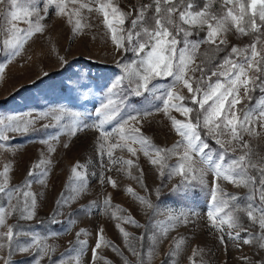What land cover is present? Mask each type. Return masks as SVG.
I'll use <instances>...</instances> for the list:
<instances>
[{
	"label": "snow or ice",
	"instance_id": "snow-or-ice-1",
	"mask_svg": "<svg viewBox=\"0 0 264 264\" xmlns=\"http://www.w3.org/2000/svg\"><path fill=\"white\" fill-rule=\"evenodd\" d=\"M98 4L92 7L90 3H81L79 7L69 9V0H0V52L6 54L7 62L11 63L17 57H22L26 45L33 37L42 35L46 30L44 21L52 11L58 16H66L67 22L73 26V34L87 26L82 24L85 17L81 15V9L89 12L103 14V24L109 31L111 41L117 51L133 54V59L125 62L117 61V67L121 74L116 76L113 82L107 86V95L99 107L94 108L92 114L85 117L81 113L60 109L63 115H55L58 122L65 120L64 127L68 134L76 135L83 129L94 128L99 132L97 137L98 157L100 158V172L98 180L101 184L107 180L111 187L116 188V182L109 176L105 177V164L103 157L107 155L109 166L121 167L134 165L132 159L114 157L113 151L117 148L124 150L132 156L137 151H142L148 157L151 165L157 167L161 178L179 176L181 182L189 178L200 179L211 172L214 183L210 194V204L206 213L209 226L214 232L219 233L218 240L227 251L230 241L237 251L242 253V245L251 246L252 255L241 254L237 259L240 264H264V156L254 159L255 153L250 144L244 139L245 134L251 137H259L264 132L257 131V127L264 130V0H224L219 13L211 12L210 5L205 3L200 10H194V0H152V3L142 5L138 9L133 7L130 11H123L113 0H92ZM75 5L77 0H71ZM43 13V14H42ZM134 13V15H132ZM111 17V19H110ZM131 27L125 28L129 22ZM24 25V27H21ZM203 36L192 39L197 33L192 29L199 27L204 29ZM240 36H248L251 42L238 48L232 46L230 52L218 63L209 65L211 57L204 53L201 67L195 63L200 45L207 44L209 49L215 52L221 50V45H226V38L222 33L232 29ZM259 45V48L257 47ZM63 62V57H60ZM6 64L0 63V74L5 70ZM188 71L199 72V78L193 80L187 77ZM171 78L169 89L163 90V94L156 97L159 100L157 110L162 106L165 115H169L171 125L179 136L171 147H160L153 144L142 132L144 117L151 115L149 110L140 112L133 110L125 115V95L132 93L136 96L151 92L156 88L158 78ZM215 77V80L212 79ZM127 81V84L125 83ZM183 84L191 97L192 107L184 101L185 97L171 89ZM259 90L262 94L256 98V104L237 110L241 92L249 101L253 99L251 93ZM198 106V107H196ZM175 110L185 117L184 120L170 116L169 110ZM56 110H53L55 112ZM44 115H48L47 113ZM91 121V123H89ZM33 120H25L17 114L0 116V149L12 148L14 137L12 133H28ZM107 125H113L111 129ZM139 125V126H137ZM47 128L48 125H45ZM116 133V142L111 143L105 152V144ZM59 130L52 136L42 140L47 143L55 138ZM227 136L224 140L221 137ZM209 139L218 146L219 151L209 154ZM235 141V144L233 143ZM138 145L139 149L133 147ZM68 147L67 144L64 145ZM237 148L242 154L234 155ZM231 149V152L229 151ZM54 149L49 148V152ZM176 157L175 164L168 161ZM52 161L41 153L40 159L31 164L26 179L20 184H12L10 180V167L5 164L0 170V264H16L13 259L15 254H32L33 264H44L45 257L50 264H64V258L55 260L49 255V248L55 251L54 246L45 243L47 237L59 236V232L37 234L22 228L19 224L7 225L6 218L18 217L19 220H32L37 211L38 194L31 190L34 183L45 185V177L49 175V166ZM197 164L203 167H197ZM14 170V169H13ZM143 173V169H140ZM97 177L96 172L90 174ZM223 179L233 184H238L248 193L243 198L226 193L219 186L218 181ZM89 173L87 165L79 161L70 169V175L63 190L54 201L51 213V222L60 223L58 217L64 215V208L70 207L77 197L86 194L89 186ZM127 191L133 192L131 188ZM159 189H157V193ZM133 195L135 193L133 192ZM141 204L146 205L155 213L154 205L144 196L137 197ZM243 199L245 204L239 201ZM110 205V199L103 200V208ZM93 207L101 210V205L91 201L86 207L77 210L90 212ZM75 212L68 214L64 231L75 223ZM246 216L252 226L258 225L259 232H253L246 227L242 215ZM125 223L141 227L132 217H117ZM189 216L180 213L169 214L162 225V231L153 232L157 240L166 237L170 230L178 225H187ZM125 243H128L129 233L117 226ZM6 229V230H3ZM87 233L86 229H80L75 233V240L70 241V247L65 256L77 252L76 264H81L79 256L87 251V240L81 236ZM30 237L22 240L20 237ZM147 233L139 238L143 241ZM185 237H174L170 251L167 253L164 264L175 262V258L183 250ZM102 244L110 247L114 252L121 254L120 249L111 241H105L102 230L97 233V241L92 247V261L95 264L97 249ZM129 251L137 257L136 264H145L144 250L141 247L137 251L128 244ZM203 250L193 248L188 256V264H205L201 258ZM101 259H104L101 257ZM105 264H112L111 261ZM125 264H131L125 260Z\"/></svg>",
	"mask_w": 264,
	"mask_h": 264
},
{
	"label": "rangeland",
	"instance_id": "rangeland-1",
	"mask_svg": "<svg viewBox=\"0 0 264 264\" xmlns=\"http://www.w3.org/2000/svg\"><path fill=\"white\" fill-rule=\"evenodd\" d=\"M106 2V0H101ZM123 11H130L133 7L139 8L142 5L152 3V0H113ZM224 0H201L202 6L198 7V1L194 0L196 8L200 10L205 3L210 5V11L219 13ZM240 2V1H238ZM81 3H90L92 7L98 4L92 0H77L73 5L69 0L68 8L79 7ZM43 14V13H42ZM81 15L85 17L82 30L73 34V26L70 25L66 16H58L52 11L44 21L46 30L42 35L33 37V40L26 45V50L22 57H17L11 63L7 62L6 54L0 52V63L6 64L5 70L0 74V116L17 114L25 120H33L28 133H12L14 137L12 148L8 150L0 149V170L5 164L10 167V180L12 184H20L26 179V174L32 163L40 159L41 153L44 157L52 161L49 166V175L45 177V185L34 183L31 190L38 194L37 211L32 220H19L18 217L10 216L6 218L7 225L19 224L25 230L37 233L48 234L59 232V236L47 237L45 243L54 246L53 252L49 248V255L53 260L63 257L64 264H76L77 252L67 256L64 254L70 247L69 242L75 240V233L80 229H86L87 233L81 239L87 240V251L79 256L81 264H91L92 247L96 244L97 233L102 230L105 241H111L119 247L121 254L114 252L110 247L102 244L97 249V259L95 264H105L106 260L112 264H125V260L136 264L137 257L129 251L128 244H131L140 251L144 250L145 264H164L167 253L170 251L174 237L184 236L185 243L183 250L175 258V262L169 261L168 264H188V256L191 255L193 248L199 247L203 250L201 258L205 264H240L237 259L242 253L253 254L251 246L242 245L241 251H237L229 241L227 251L219 243V233L214 232L209 226L207 211L210 204V194L214 183V177L209 172L201 182L200 179L189 178L186 182H181L179 176L171 178H161L158 175L157 167L151 165L148 157L142 151H137L134 157L126 149L119 148L113 151L114 157L132 159L134 165L131 167L120 165L111 166L108 170L109 162L107 155L103 157L105 164V177H111L117 187L113 188L105 180L101 184L98 180L100 172V158L98 157L97 137L99 132L94 128L83 129L76 135H70L64 127L65 120L58 122L55 115H63L60 109L81 113L85 117L93 115L94 108L99 107L107 95V86L114 78L121 74L117 67V61L125 62L133 59V54L129 51L125 54L117 51L111 41L110 33L103 24V14L87 9H81ZM134 15V13L132 14ZM111 19V17H110ZM24 27V25H21ZM130 28V20L124 25ZM199 28V27H198ZM206 31V26H205ZM222 38H226L229 50L232 46L244 48L251 42L248 36H240L233 28L227 33H222ZM192 39H195L192 37ZM264 39V38H262ZM259 48V45H257ZM201 47L199 48L200 51ZM199 53V52H198ZM196 55L195 63L190 64L191 68L197 65L203 67L200 56ZM60 57H63V62ZM200 73L188 71L187 77L199 78ZM215 80V77H212ZM127 84V81H125ZM156 88L151 92L136 96L132 93L125 95L124 112L138 110L143 112L149 110L151 115L144 117L142 121V132L156 146L171 147L180 139L172 128L169 115H165L162 106L157 110L159 100L156 97L163 94V90L169 89L172 83L171 78L162 77L153 81ZM177 94L185 97V103L192 107L190 94L183 84L176 85L171 89ZM253 99L249 101L241 92L240 102L237 110L250 107L256 104V98L262 94L259 90L251 93ZM198 107V106H196ZM53 110H56L53 112ZM48 115H44V114ZM169 114L176 119L184 120L185 117L179 112L170 109ZM91 123V121H89ZM45 125H48L46 128ZM139 126V125H137ZM109 129L113 125H107ZM59 130V134L43 143L47 137ZM257 131L264 130L257 127ZM116 133L105 144V152L111 143L116 142ZM221 139L227 140L224 136ZM244 139L252 147L255 157L258 160L264 156V135L251 137L245 134ZM209 154L218 153L219 148L213 140L209 139ZM235 144V141H233ZM68 147L65 148L64 145ZM139 149L138 145H133ZM49 148L54 151L49 152ZM231 152V149H229ZM241 151L237 148L234 155L239 156ZM79 161L82 165H87L89 173V186L86 194L77 197L70 207L64 208V215L58 217L60 223L51 222V213L54 208V201L58 194L63 190L65 183L70 175V169ZM176 157H172L168 163L175 164ZM197 167L203 165L197 164ZM14 169V170H13ZM140 169H143L141 173ZM92 172L97 173V177H92ZM226 193L234 194L243 198L247 195L248 189L220 179L215 181ZM129 188L133 192L127 191ZM157 189L159 192L157 193ZM144 196L154 205L155 213L148 209L146 205L140 203L137 197ZM110 199V205L105 210L103 200ZM91 201H96L101 205V210L95 208L90 212H79L77 210L89 205ZM241 205L246 201L241 199ZM75 212L73 216L75 223L64 231L68 214ZM184 213L189 216L187 225H178L170 230L166 237L159 240L153 236V232H161L162 225L169 214L179 215ZM243 222L253 232H259L258 225L252 226L243 216ZM117 217H132L141 227H136L130 223H125ZM124 228L130 235L128 243L118 230V226ZM6 230V229H3ZM147 233L146 238L141 241L142 234ZM22 240L30 237H20ZM103 257L104 259H101ZM16 264H33L32 254H15L13 256ZM44 264H50L45 257Z\"/></svg>",
	"mask_w": 264,
	"mask_h": 264
},
{
	"label": "trees",
	"instance_id": "trees-1",
	"mask_svg": "<svg viewBox=\"0 0 264 264\" xmlns=\"http://www.w3.org/2000/svg\"><path fill=\"white\" fill-rule=\"evenodd\" d=\"M197 1H198V7H201L202 6L201 0H197ZM238 1L244 2V0H238ZM192 30L197 33V35L193 37L195 39H199L201 36H203L204 31H205V29H200L198 27L194 28ZM200 47H201V49H200L198 55L200 56L201 61L203 59H205L204 53H206V52H207L208 56L211 57V60L209 61L208 66H211L213 63L218 64L224 58V56L227 55L228 52H230V50H229L230 46L229 45H227V46L221 45V50L219 52H215L214 49H209V46L207 44H202V45H200ZM189 104L191 106H193L191 104V102ZM208 142L210 144H212L210 140Z\"/></svg>",
	"mask_w": 264,
	"mask_h": 264
}]
</instances>
